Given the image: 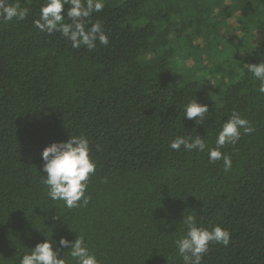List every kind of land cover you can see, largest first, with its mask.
<instances>
[{
	"label": "trees",
	"instance_id": "16d2710c",
	"mask_svg": "<svg viewBox=\"0 0 264 264\" xmlns=\"http://www.w3.org/2000/svg\"><path fill=\"white\" fill-rule=\"evenodd\" d=\"M4 2L28 14L0 20V264L51 233L54 250L82 235L99 264H183L188 214L231 234L201 264H264V94L246 66L264 61V0H104L86 29L99 22L109 43L92 50L35 27L45 0ZM194 98L202 124L183 117ZM233 111L254 131L221 149L229 171L207 149L168 147L197 135L215 147ZM71 135L96 171L87 205L69 209L47 196L41 153Z\"/></svg>",
	"mask_w": 264,
	"mask_h": 264
},
{
	"label": "clouds",
	"instance_id": "9594fccd",
	"mask_svg": "<svg viewBox=\"0 0 264 264\" xmlns=\"http://www.w3.org/2000/svg\"><path fill=\"white\" fill-rule=\"evenodd\" d=\"M65 5H68L65 8ZM104 8V0H45L39 12V18L34 25L41 32L53 34L59 32L71 42L73 48L86 46L89 50L99 42L108 45L109 38L99 23H92L86 29L88 18L93 13H99ZM66 13V15H65ZM28 10L21 9L18 4L9 5L0 0V20L11 22L14 19H23ZM67 19L68 23L65 22ZM247 71L258 80L259 92L264 94V61L258 64H246ZM207 104H200L196 98L189 101L183 108V117L203 123L208 113ZM254 129L246 118L235 111L232 112L216 134L215 147H208L205 140L199 135L196 137L177 136L168 147L179 151L181 147L187 151L204 152L207 149L208 162L223 161L224 171L232 167L231 157L221 149L226 144H235L241 138L242 132L249 134ZM89 140L84 136H70L67 141L53 142L46 146L41 153L43 160L41 182L47 188V196L53 201H61L64 206L72 209L81 204L87 205L89 197L86 195L90 177L95 174L96 163L90 155ZM185 226L184 235L175 241L177 251L182 257L183 264H201L203 256L208 252L211 243L227 246L231 234L219 225L209 228L198 226L194 215L183 216ZM46 236V235H45ZM52 236V233H51ZM51 236L36 244V246L20 258L19 264H99L94 253H91L84 237L78 236L74 241L61 237L57 243ZM68 248L66 252L71 258L67 261L60 256V249Z\"/></svg>",
	"mask_w": 264,
	"mask_h": 264
}]
</instances>
